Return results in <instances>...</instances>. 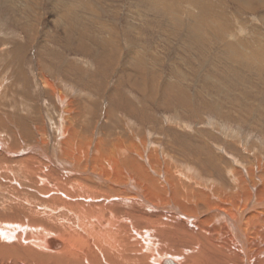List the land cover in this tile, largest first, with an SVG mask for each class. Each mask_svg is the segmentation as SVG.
Returning a JSON list of instances; mask_svg holds the SVG:
<instances>
[{"label": "bare ground", "instance_id": "bare-ground-1", "mask_svg": "<svg viewBox=\"0 0 264 264\" xmlns=\"http://www.w3.org/2000/svg\"><path fill=\"white\" fill-rule=\"evenodd\" d=\"M37 73L57 118L39 106L35 125L0 123V264H264V141L261 153L250 145L259 137L240 134L244 103L217 105L224 120L196 113L215 143H229L218 154L186 120L165 118L210 150L196 165L126 118L120 133L86 127L79 90ZM6 87L0 80V103ZM257 106L263 117H250L263 129ZM107 112L106 123L117 118Z\"/></svg>", "mask_w": 264, "mask_h": 264}, {"label": "rangeland", "instance_id": "rangeland-1", "mask_svg": "<svg viewBox=\"0 0 264 264\" xmlns=\"http://www.w3.org/2000/svg\"><path fill=\"white\" fill-rule=\"evenodd\" d=\"M61 1L62 11L51 0H0V80L8 86L1 124L35 125L39 106L56 121L54 100L35 78L39 71L58 88L79 90L74 99L86 127L120 133L126 118L196 165L210 150L199 152L204 143L185 130L173 132L166 119L186 120L218 154L229 143L220 137L215 143L196 113L216 115L224 112L217 105L242 102L247 114L263 117L255 107H264V0ZM108 109L117 118L106 123ZM250 116L238 130L259 137L250 145L262 153L257 141H264V127ZM229 119L237 123L233 114Z\"/></svg>", "mask_w": 264, "mask_h": 264}]
</instances>
